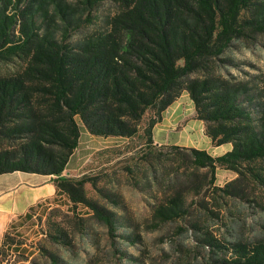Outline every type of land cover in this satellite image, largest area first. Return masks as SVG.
Returning a JSON list of instances; mask_svg holds the SVG:
<instances>
[{"label":"trees","instance_id":"16d2710c","mask_svg":"<svg viewBox=\"0 0 264 264\" xmlns=\"http://www.w3.org/2000/svg\"><path fill=\"white\" fill-rule=\"evenodd\" d=\"M105 1L120 9L97 15ZM263 30L264 0H0V63L25 64L0 76V174L54 176L72 204L112 229L115 212L85 195L84 184L95 182L63 174L80 137L77 119L91 135L130 137L149 109L152 142L154 124L182 88L211 141L231 144L216 157L189 148L194 167L236 170L264 157V86L254 91L231 75L182 83L234 39ZM257 178L264 185V175ZM166 199L156 214L180 217L182 200ZM244 257L264 264V245Z\"/></svg>","mask_w":264,"mask_h":264},{"label":"rangeland","instance_id":"374dc122","mask_svg":"<svg viewBox=\"0 0 264 264\" xmlns=\"http://www.w3.org/2000/svg\"><path fill=\"white\" fill-rule=\"evenodd\" d=\"M119 9L105 1L97 15ZM24 66L0 63V76ZM229 75L254 91L264 86V30L234 39L182 83ZM151 115L145 111L130 137L91 135L77 119L80 137L63 174L95 182L84 184L85 195L115 212L114 228L85 205L65 202L25 229L27 255L4 252L0 264H246L244 255L264 245V185L257 178L264 175V157L236 170L194 167L189 148L216 157L231 144L216 145L206 135L207 123L185 88L154 124L152 142L145 130ZM171 197L182 200L183 210L163 221L157 208Z\"/></svg>","mask_w":264,"mask_h":264},{"label":"crops","instance_id":"0c3cea01","mask_svg":"<svg viewBox=\"0 0 264 264\" xmlns=\"http://www.w3.org/2000/svg\"><path fill=\"white\" fill-rule=\"evenodd\" d=\"M54 176L14 171L0 174V259L2 254L27 255L25 229L68 197L56 189ZM26 245V246H25Z\"/></svg>","mask_w":264,"mask_h":264}]
</instances>
